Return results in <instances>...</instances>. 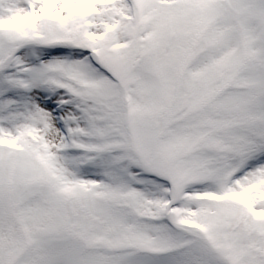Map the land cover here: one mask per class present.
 I'll return each instance as SVG.
<instances>
[{
  "label": "snow or ice",
  "instance_id": "1",
  "mask_svg": "<svg viewBox=\"0 0 264 264\" xmlns=\"http://www.w3.org/2000/svg\"><path fill=\"white\" fill-rule=\"evenodd\" d=\"M0 264H264V0H0Z\"/></svg>",
  "mask_w": 264,
  "mask_h": 264
}]
</instances>
